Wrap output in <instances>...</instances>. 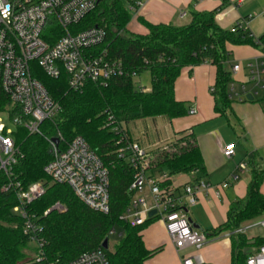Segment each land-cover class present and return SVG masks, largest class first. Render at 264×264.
<instances>
[{"label": "trees", "instance_id": "trees-1", "mask_svg": "<svg viewBox=\"0 0 264 264\" xmlns=\"http://www.w3.org/2000/svg\"><path fill=\"white\" fill-rule=\"evenodd\" d=\"M137 0H104L78 25L72 27L75 34L94 27L104 28L107 39L102 49H108L111 58L121 60L125 69L140 76L150 72V91H138L134 78L121 77L107 85H88L82 92L69 88V76L63 72L58 79L49 78L33 64V76L39 79L52 99L61 106L60 114L52 121L41 125L42 136H29L19 128L16 144L23 155L13 169V177L24 190L42 183L45 194L25 206V210L43 228V248L47 262L65 264L75 260L82 253L102 248L105 239L119 235L113 250H104L110 264H146L155 258L162 248L150 250L146 247L143 233L156 219L144 225H131L120 221L129 207L134 194L130 186L134 170L129 162L119 157L121 149L132 142L122 122L139 119L165 117L170 121L185 117L189 110L185 102L177 101L175 84L184 68L210 64L216 68L215 112L226 116L232 108L229 99V85L232 74L226 65L230 61L229 47L252 46L264 52V34L252 37L247 27L238 21L232 29L221 28L215 20L222 6L212 11L191 12V22L185 26L153 24L138 17V22L147 29L146 34H129L128 25L133 13L126 6L135 5ZM234 30V31H233ZM62 36L55 23L49 24L44 38L53 45ZM232 66V65H231ZM114 117V122L109 116ZM121 129L120 133L113 131ZM191 130L183 131L180 138L172 142L171 151L161 152L150 162V174L167 173L170 178L205 172L204 158ZM63 140L60 149H65L75 137L84 138L109 171L110 212L102 214L84 205L66 185L55 184L45 174V166L53 159L49 140ZM124 138V139H123ZM9 178L0 172V264H30L28 251L32 250L30 238L24 233V219L14 213L20 205L17 190L4 192ZM264 170L253 171L247 197L230 205L227 221L207 233L216 238L235 232L246 223L264 217ZM167 181L165 185H171ZM56 204L63 206V212L45 213ZM114 232V234H111ZM231 264H246L250 249L264 245V237H257L251 246L246 235L231 237Z\"/></svg>", "mask_w": 264, "mask_h": 264}, {"label": "built area", "instance_id": "built-area-1", "mask_svg": "<svg viewBox=\"0 0 264 264\" xmlns=\"http://www.w3.org/2000/svg\"><path fill=\"white\" fill-rule=\"evenodd\" d=\"M102 1L0 0V172L9 178L2 190H17L20 205L15 207L14 213L25 221L24 233L30 238L34 252L30 264L58 263L47 262L43 252V228L24 209L45 194L43 184L36 183L24 190L13 177V169L23 157L16 144L15 133L23 128L29 136H42L41 125L52 121L61 112V106L52 99L43 83L33 76V64H38L52 79L60 78L63 72L67 73L69 88L74 92H82L90 84L103 86L113 79L137 77L136 72L129 73L125 69L121 60L111 58L108 49H102L107 39L104 28L94 27L77 34L71 31ZM242 3L243 0L237 1L238 6ZM143 6L144 1L137 0L129 10L138 14ZM51 23L57 24L62 32V36L53 45L44 38ZM239 23L247 27L246 20ZM230 72L233 80L238 79L236 82L242 88L241 93L237 94L232 85L229 96L231 101L264 103V52L246 65H232ZM214 92L215 87H212L210 93ZM249 96H252V101L248 99ZM196 114V109L189 110V115ZM109 120L114 122V117L110 115ZM113 131L120 133L121 129L114 127ZM56 139L59 144L63 140L60 134ZM53 140H49L53 159L45 166V174L53 183L68 186L88 208L108 214L109 171L101 159L80 136L75 137L65 149H60L59 144ZM162 150L169 151V145ZM235 153L234 143L224 147L223 156L226 159L233 158ZM119 157L129 162L134 170L130 186L134 197L120 221L135 226L157 219L164 225L178 252L190 249L199 252L209 239L205 233L193 228L188 209L194 207L198 203V195L212 189L211 186L203 181H195L180 191L172 184L165 185L172 178L167 173L150 174L151 155L133 142H128L120 150ZM248 164L244 161L238 165V173L232 174L231 180L237 181L240 173L248 171ZM229 186L230 183L226 182L215 187L216 195L219 196L220 191ZM53 211L63 212L64 208L56 204L45 215ZM152 211H156V214L150 218ZM255 229L264 231V219L246 223L235 232L226 234L231 239L234 235H247ZM182 263L205 264L198 255L187 256ZM65 264L110 263L106 252L100 248L84 252ZM246 264H264V245L247 257Z\"/></svg>", "mask_w": 264, "mask_h": 264}, {"label": "crops", "instance_id": "crops-1", "mask_svg": "<svg viewBox=\"0 0 264 264\" xmlns=\"http://www.w3.org/2000/svg\"><path fill=\"white\" fill-rule=\"evenodd\" d=\"M143 1H144V6L138 12V16L143 17L145 20L153 24L163 23V24H173L176 26H185L191 22L192 11L206 12V11L215 10L216 8L222 6L215 16L216 23L221 28L230 30L238 21L246 20L247 31L252 37L257 39L264 34V5H261L258 9L247 7L246 10L241 13L240 10L243 7L244 1L241 6H238L237 2L234 3L231 0H224L222 4H219V2L214 3L213 2L214 0H143ZM184 14L185 16H183ZM187 18H189L188 22L183 24L182 21H184ZM136 29L140 30L139 34H146L148 32L147 29L141 25H139V27H137ZM229 51H230V55L233 54L234 56V60L231 63V65H235L237 63H242L246 65L252 59L259 57L261 53L258 49L252 46L229 47ZM239 77L240 76H238L237 78ZM215 82H216V68L210 64H203L197 67H187L182 70L180 77L177 79L175 84V97L177 101L185 102L186 104L188 103V105H190L189 109H196L197 114L194 115V121L191 124L182 123V119L173 120L177 122L178 124L177 128H174V126L172 125L173 121H170L168 119L170 123L169 127L170 129H172V133L170 134L167 131V139L169 140V142H167L166 144V146L170 145L172 142L179 139L180 138L179 134L183 131L191 130L189 133L194 134V136L196 137L197 144L200 147L204 158L205 172L197 171L198 175L195 178L182 177V175L176 176L172 178V186L176 189H179L180 191H182L186 186L194 183L195 181H203L211 186L212 189L201 192L198 195V203L194 207H189L188 209L189 219L192 221L193 224L199 225L201 228L203 225L201 220L196 218L194 215H191L193 209L199 206L205 207L211 215L213 214V211H217L219 209L224 210L225 221L223 223L221 224L216 223L215 228L211 230H204L202 228V232L205 233L206 235L207 233H211V231L218 228L220 225L224 224L227 221L228 211L230 205L233 202L237 200H244L247 197L248 186L252 180L253 171L257 170L256 165L258 163V162L256 163L254 156L251 157L252 156L251 155L249 157V159H251L250 165L253 168L251 170L252 172L251 177L248 181L241 180V175H244L247 171L244 173H240L239 179L237 181H232L231 175L236 173L237 170L233 171L228 176H225L226 178L222 182H219L217 184H212V182L207 181L206 177L211 176L213 172L216 170L215 166H217V163L222 158L220 157V155L223 156V151L226 144L220 146V153L214 159V163H213L211 156H208L206 154L200 139L196 136L194 125H198L201 123L203 124L210 117L220 116L215 112V100L212 94L210 93V89L214 87ZM235 104H238L236 103V100H234L232 104V110L234 111L237 108L236 106L238 107L240 106V110H242V113L244 114L243 116L244 121L242 120L244 122V125L250 127L252 130H254V128L256 127V131L257 132L259 131L261 134L260 135L261 143L264 144V114L262 112L255 111L252 106H248V105L247 107L241 105L235 106ZM253 110L256 112V114L254 113ZM239 112L240 111H238V114ZM130 138L132 139L133 143L138 144L147 153L152 155L151 153L153 152L148 151V148L150 146H146L144 142H142L141 140L133 138L131 134H130ZM254 155L256 157V154ZM223 158L225 159L224 156ZM263 160L264 159H261L260 161ZM226 182H229L230 186L226 189L221 190L220 195L217 196L216 190H214V188ZM261 192L264 194V183L261 187ZM263 219L264 217L258 220H263ZM157 225H158V229L160 228L162 231L167 232L164 225L156 219V222H154V226L157 227ZM256 230L258 229H255L251 231L252 233L250 232L251 234L249 233L246 235L251 243H255V239L257 237H261L259 234H256L254 232ZM146 234H148V238L150 240H153L152 239L153 237H151V234L149 233V229H147L143 233L144 242L148 249L154 250V248H150V246H148V242L146 241L147 240ZM262 237H264V233ZM216 238L208 237L209 239V241L207 242L208 246L207 245L204 246L199 251V253L192 249L183 252H178L172 240L170 241V245L173 247L174 251L179 256L185 252L194 251L195 253H198L196 255L200 256L205 264H231V247H232L231 239L227 238L226 233L224 234L223 237L219 236ZM153 241L155 242L156 240ZM217 242L218 244H216ZM203 251H204V256L201 254ZM184 258H185L184 256L181 257V264H183L182 261Z\"/></svg>", "mask_w": 264, "mask_h": 264}, {"label": "rangeland", "instance_id": "rangeland-1", "mask_svg": "<svg viewBox=\"0 0 264 264\" xmlns=\"http://www.w3.org/2000/svg\"><path fill=\"white\" fill-rule=\"evenodd\" d=\"M223 1L224 0H214L213 2L214 3L219 2V4H222ZM231 1L236 3L238 0H231ZM243 1H244L243 7L240 10L241 13L244 12L247 7L258 9L261 5H264V0H243ZM126 6L128 7V9H130L133 5H129V3L126 2ZM132 13L134 17L131 20L130 24L128 25V31L125 34V36H129V34L140 33V30L136 29L137 27H139V25H141L138 22L139 16L134 12ZM189 18L182 21V23L183 24L187 23ZM233 60H234V56L233 54H231L230 61L226 65L227 69L229 70L231 69V63L233 62ZM237 80H233L230 83L229 91H231L232 85H234L236 88L235 89L236 93L239 94L241 93L242 88H241V84L236 82ZM134 86L138 91H149L151 89L150 72L148 71L144 72L140 76L134 78ZM260 99L261 98H258L257 100ZM236 103L238 104H235V106L241 105L247 107L248 105V106H252L255 111L263 113L264 103L245 102L243 104H240L238 101H236ZM236 107L237 108L234 111L232 110V108L229 109L226 112V116H218V117L213 116L208 118V120L205 121V123L203 124L201 123L198 125H194L196 136L200 139L206 154L208 156H211L213 163H214V159L220 153V146H222L223 144L227 145L230 143H234L236 145L235 157L231 159H226V158L224 159L223 156L220 155V157L222 158L217 163V166H215L216 170L213 172L211 176L206 177L207 181L212 182V184H217L219 182H222L226 178L225 176H228L233 171H236L237 165H240L243 161L249 163L248 164L249 170L244 175H241V180L248 181L251 177L252 174L251 170L253 168L250 165L251 159H249L251 155H252L251 157L254 156L256 163L258 162L256 165L257 170H264V160L260 161L261 159H264V144L261 143V137H260L261 134L259 131L258 132L256 131V127L254 128V130H252L250 127L244 125L243 122L244 114L242 113V110H240V106L239 107L236 106ZM187 108L188 110H190L189 109L190 105H188V103H187ZM238 111H240L241 114L240 112L238 114ZM255 111L254 113L256 114ZM181 119H182V123L191 124L194 121V116H191L188 113L185 117L180 118V120ZM169 125H170L169 120L162 117L139 119L132 121L130 123L122 122L123 129L128 130L133 138L141 140L142 142H144L146 146H150L148 148V151L153 152L151 153L152 154L151 159H153V161L161 152H166L165 150H162V146L163 147L166 146L167 142H169V140L167 139V131L170 134L172 133V129H170ZM172 125L174 126V128H177L178 124L177 122L173 121ZM171 145L172 144H170V146ZM172 148L173 147H170L169 151H171ZM254 154H256V157ZM197 175L198 173L194 172L189 175H182V177L195 178ZM191 215H194L196 218L201 220V222L203 223L202 228L204 230H211L215 228L216 223L221 224L225 221V213L224 210L221 209L217 211H213V214L211 215L205 207L199 206L192 210ZM148 229H149V233L151 234V237H153L152 239L156 240L155 242L153 240H150L148 238V234H146V238H147L146 241L148 242V246L154 249L158 247L162 248V251L158 255H156L155 258L150 260L147 264H181V257L193 256L199 253V252L195 253L194 251H188L179 256L174 251L173 247L170 245L171 239L167 232L162 231L160 228L158 229V225L156 227L154 226V224H151ZM254 232L256 234H259L261 237L264 233V231L260 229ZM223 236L224 234L221 235V237ZM119 239H120L119 235L111 236L110 238L111 250H113L115 244L119 242ZM216 244H218V242ZM206 245L207 243L205 244V246ZM201 254L204 256V251ZM28 255L30 259L34 258L33 249L28 251Z\"/></svg>", "mask_w": 264, "mask_h": 264}, {"label": "water", "instance_id": "water-1", "mask_svg": "<svg viewBox=\"0 0 264 264\" xmlns=\"http://www.w3.org/2000/svg\"><path fill=\"white\" fill-rule=\"evenodd\" d=\"M248 99L250 101L253 100L252 96H249ZM53 141H54L55 144H59V140L58 139H54ZM51 153H52V151H51ZM155 214H156V211H152L150 213V215H149L150 218H152ZM193 228L194 229H197L198 231H201L202 232V228L199 225L193 224ZM250 244H251V246H253L255 243H250ZM109 248H110V244H109V239L107 238V239H105L104 243L102 244V249H104V250L107 251V250H109ZM250 252L253 253L254 252V248H251L250 249Z\"/></svg>", "mask_w": 264, "mask_h": 264}]
</instances>
